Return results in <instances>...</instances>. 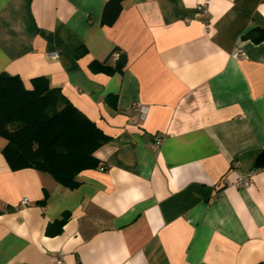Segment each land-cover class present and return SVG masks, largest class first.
Masks as SVG:
<instances>
[{
    "label": "crops",
    "instance_id": "1",
    "mask_svg": "<svg viewBox=\"0 0 264 264\" xmlns=\"http://www.w3.org/2000/svg\"><path fill=\"white\" fill-rule=\"evenodd\" d=\"M109 1L0 0V74L46 78L109 138L70 190L12 171L0 136V264H264V0H123L108 25Z\"/></svg>",
    "mask_w": 264,
    "mask_h": 264
},
{
    "label": "trees",
    "instance_id": "2",
    "mask_svg": "<svg viewBox=\"0 0 264 264\" xmlns=\"http://www.w3.org/2000/svg\"><path fill=\"white\" fill-rule=\"evenodd\" d=\"M122 1L110 0L106 4L104 24L115 21ZM112 7L115 10L109 16ZM250 38L260 43L264 41V32L255 30ZM115 53L119 56L114 67L94 68L107 74L122 71L125 54ZM111 100L114 107L116 97L110 96L108 102ZM0 136L6 140L2 154L12 171L34 169L70 190L79 187L82 172L100 166L95 153L109 140L60 89L51 87L46 78L32 79L31 87L27 88L18 76L6 73L0 74ZM262 157L264 154L257 157L256 167L264 165ZM67 220L66 215L53 233H58Z\"/></svg>",
    "mask_w": 264,
    "mask_h": 264
},
{
    "label": "built area",
    "instance_id": "3",
    "mask_svg": "<svg viewBox=\"0 0 264 264\" xmlns=\"http://www.w3.org/2000/svg\"><path fill=\"white\" fill-rule=\"evenodd\" d=\"M206 5H203L199 8V11L202 12V13H205L206 12ZM241 56L243 55V50L242 49H239L236 56ZM118 53H114L113 54V58L114 59H117L118 58ZM52 59H58V53H54L52 55ZM132 108L134 111H136L137 113H140L141 115L144 114L145 112V108L140 105L139 103H133L132 105ZM162 144V139L160 138H157L152 144H151V147L153 149H158ZM255 176V172L254 171H248V172H245L243 174H241L240 176L237 177V179L235 180V183H234V186L238 189H247L248 187L251 186L252 182H253V178ZM21 204L26 206L29 204V199L28 198H24L22 201H21ZM55 263L56 264H66L65 262V259H64V256L61 254V253H56L55 256Z\"/></svg>",
    "mask_w": 264,
    "mask_h": 264
}]
</instances>
